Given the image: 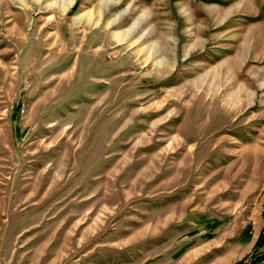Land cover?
Masks as SVG:
<instances>
[{
  "label": "rangeland",
  "instance_id": "1",
  "mask_svg": "<svg viewBox=\"0 0 264 264\" xmlns=\"http://www.w3.org/2000/svg\"><path fill=\"white\" fill-rule=\"evenodd\" d=\"M62 1L0 0V264H264V0Z\"/></svg>",
  "mask_w": 264,
  "mask_h": 264
},
{
  "label": "bare ground",
  "instance_id": "2",
  "mask_svg": "<svg viewBox=\"0 0 264 264\" xmlns=\"http://www.w3.org/2000/svg\"><path fill=\"white\" fill-rule=\"evenodd\" d=\"M60 1H62V0H60ZM65 1H69V0H65ZM63 2V1H62ZM111 2H113L114 3V1H111ZM110 2V3H111ZM150 33V32H149ZM149 33H147V35H146V37L147 36H149ZM152 33V32H151ZM150 33V34H151ZM148 38V37H147ZM229 71V68L227 69V72ZM246 93V90H245V88H244V86L243 85H239L238 86V91H236V93H235V95L238 97V95H240V96H242V95H244Z\"/></svg>",
  "mask_w": 264,
  "mask_h": 264
}]
</instances>
